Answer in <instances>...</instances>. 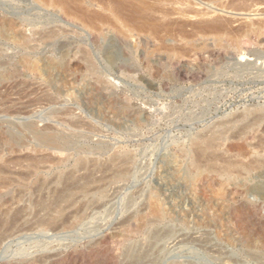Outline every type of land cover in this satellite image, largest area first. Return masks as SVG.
Instances as JSON below:
<instances>
[{
	"label": "rangeland",
	"instance_id": "1",
	"mask_svg": "<svg viewBox=\"0 0 264 264\" xmlns=\"http://www.w3.org/2000/svg\"><path fill=\"white\" fill-rule=\"evenodd\" d=\"M162 10L154 36L0 0V264H264V0Z\"/></svg>",
	"mask_w": 264,
	"mask_h": 264
},
{
	"label": "bare ground",
	"instance_id": "2",
	"mask_svg": "<svg viewBox=\"0 0 264 264\" xmlns=\"http://www.w3.org/2000/svg\"><path fill=\"white\" fill-rule=\"evenodd\" d=\"M39 1V0H38ZM41 2H44L45 4H48V5H51V6H56V7H58V8H60L66 15H68V16H71V17H73V18H75L76 20H78V21H80V22H82V23H84V24H87V25H89V26H91L92 28H96V27H98V25L100 26L101 24H103V23H107V24H109V25H111V26H114L115 28H118V29H120V30H124L125 32H127V33H131V32H134V31H138V32H149L150 34H154V36H155V34L158 36L159 35V32H161V30L164 28L165 29V27H167L168 26V24L167 25H164L163 23H164V21H163V23H161L158 19H161V18H159L158 17V19H157V13H159L160 11H163L162 9H163V4H165V2H167V0H153V2L151 1V0H97L100 4H101V6H100V8H98V9H100V10H93L92 9V7H93V2L95 1V0H40ZM169 4V3H168ZM95 7V6H94ZM165 9H167V8H165ZM168 11H166V12H170L169 10H170V8H168L167 9ZM172 10V9H171ZM171 13V12H170ZM163 14V13H162ZM166 20V19H165ZM165 30H168V29H165ZM123 31V32H124ZM156 36V37H157ZM28 129H30V130H33L34 132H36L35 130H37L35 127L36 126H34L33 124H31V123H29V124H27V126H26ZM50 127H44V129L43 130H39V131H37L36 133H37V135L39 136V138H41V139H43V140H46V141H52L53 140V136H52V134L53 133H51V132H47L46 130L47 129H49ZM264 141V140H263ZM205 143H206V141H204ZM248 142V141H247ZM208 143V142H207ZM51 145H55L54 144V142H51ZM207 145V144H206ZM209 145V144H208ZM258 145V144H257ZM260 145V144H259ZM261 146V145H260ZM259 146V147H260ZM54 149H60L59 147H56V146H54L53 147ZM259 151V150H258ZM261 151H263V150H261ZM113 159V158H112ZM257 159V158H256ZM112 161V160H111ZM115 161V160H114ZM113 161V162H114ZM120 161V160H119ZM119 163V162H118ZM111 164V163H110ZM115 164V163H114ZM124 164V163H123ZM253 164V163H252ZM108 166H110V165H108ZM112 166V165H111ZM116 166V165H115ZM114 167V166H113ZM127 168V167H126ZM125 168V169H126ZM107 169V168H106ZM105 169V170H106ZM104 171V170H103ZM105 172V171H104ZM107 172V171H106ZM13 173V172H12ZM18 174V173H17ZM16 174V175H17ZM102 174V173H101ZM118 174V173H117ZM13 175V174H12ZM21 175H23V174H21ZM26 176V175H25ZM90 176V175H89ZM92 176V175H91ZM20 177V176H19ZM27 177V176H26ZM26 177H24V179L26 178ZM17 178H18V176H17ZM105 178V177H104ZM23 178H22V180H24ZM27 179V178H26ZM26 179H25V181H26ZM21 180V179H20ZM19 180V181H20ZM19 181L17 182V183H19ZM91 181V180H90ZM13 182H15V179L11 176V172L9 173V172H7V171H3V170H1L0 169V189H4V188H7L9 185H11ZM21 182V181H20ZM22 183V182H21ZM20 184V183H19ZM26 184V183H25ZM15 185V184H14ZM39 185V184H38ZM22 186H24V185H22ZM21 186V187H22ZM35 186V185H34ZM37 186V185H36ZM41 186V185H40ZM63 187V186H62ZM62 187H60L61 189H62ZM37 188H39V187H37ZM64 188V187H63ZM24 189V188H23ZM26 189V188H25ZM24 189V190H25ZM60 190V189H59ZM69 190V189H68ZM68 190H66L67 192H69ZM63 191V189L61 190V192ZM64 191H65V188H64ZM63 191V192H64ZM19 192H20V190H19ZM22 192H24V191H22ZM60 192V191H59ZM66 192V193H67ZM15 194V193H14ZM58 194V193H57ZM64 195H67V194H65V193H63ZM63 194H61V195H63ZM2 195V194H1ZM63 195V196H64ZM16 197L17 196H19V195H15ZM70 196V195H69ZM18 198V197H17ZM58 198H59V196H58ZM55 199V198H54ZM53 199V200H54ZM15 200V199H14ZM17 200V199H16ZM58 200H60V199H58ZM62 201V200H61ZM7 202V201H6ZM13 202V201H12ZM11 202V203H12ZM15 202V201H14ZM13 202V203H14ZM59 202V201H58ZM57 202V203H58ZM56 203V204H57ZM7 204V203H6ZM49 204V203H48ZM60 204V203H59ZM9 205V204H8ZM50 205V204H49ZM55 205V204H54ZM58 205V204H57ZM7 206V205H6ZM47 206V205H46ZM65 206V205H64ZM12 207H13V205H12ZM19 208V207H18ZM21 208H23V207H21ZM52 208H55V207H52ZM59 208V207H58ZM8 209H10L9 207H8ZM16 209V208H15ZM64 209V208H63ZM63 209H62V211H63ZM19 210V209H18ZM47 210H49V208H47ZM46 210V211H47ZM53 210V209H52ZM58 210H60V209H58ZM57 210V211H58ZM2 211H5V208H4V210L3 209H1V212ZM15 211V210H14ZM17 212V211H16ZM19 213H20V211H18ZM23 212V211H22ZM4 213V212H3ZM15 213V212H14ZM18 213V214H19ZM31 213V212H30ZM33 213V212H32ZM48 213V212H47ZM2 213H0V215H1ZM12 214H13V211H12ZM12 214L10 215V218H11V216H12ZM18 214H16V216L15 217H19L20 215H18ZM34 214H38V213H34ZM5 215V214H4ZM6 215H8V212L6 213ZM24 215V214H23ZM26 215V214H25ZM39 215H41V214H39ZM46 215V214H45ZM49 215H51V213L49 214ZM48 215V216H49ZM1 217V216H0ZM5 217L6 216H3V218L5 219ZM14 217V214H13V216H12V218ZM33 217V216H32ZM34 217H36V216H34ZM42 217V216H41ZM41 217H40V219H41ZM47 217V216H46ZM2 217H1V219H3ZM8 218V217H7ZM20 218V217H19ZM48 219H49V217H47ZM52 218V217H51ZM54 219H55V216L53 217ZM61 218V217H60ZM1 219H0V222H1ZM2 220V222L1 223H5V221H6V226H7V228H11L10 229V231L11 230H13L14 231V229H12L13 228V221L14 222H16V220L18 219V218H13L12 220L11 219H7V220H9V221H7V220ZM22 219V218H21ZM39 218H38V220H36V221H39V222H41V220H40ZM58 219V218H57ZM62 219V218H61ZM63 219H65V217L63 218ZM23 220V219H22ZM29 220V219H28ZM31 220H32V218H31ZM43 220V219H42ZM47 219L45 218V222H47L46 224H44V225H46V226H48V228H49V226H50V228L49 229H51V225L54 223V221H55V223L56 224H58V226L62 223H60V220H59V222H57V220H54V221H52L53 223L52 224H50V225H48V223H49V221H51V219H49V221H46ZM53 220V219H52ZM18 221H19V219H18ZM33 221V220H32ZM31 221V222H32ZM35 220H34V222L35 223H37ZM63 221V220H62ZM8 222V223H7ZM22 222V221H21ZM27 222V221H26ZM33 222V223H34ZM45 222H43L42 221V224H39V225H42V226H44L43 225V223H45ZM54 223V224H55ZM3 224H1V225H3ZM22 224V223H21ZM30 224V223H29ZM55 224V225H56ZM62 224H64V223H62ZM31 225V224H30ZM38 225V224H37ZM39 225H38V227H39ZM20 226V225H19ZM32 226V225H31ZM30 226V227H31ZM42 226H40V227H42ZM57 226V225H56ZM61 226V225H60ZM59 226V227H60ZM23 227V226H22ZM30 227H28V228H30ZM37 227V226H36ZM35 227V228H36ZM45 227V226H44ZM43 227V228H44ZM53 227V226H52ZM1 228V227H0ZM19 228H21V226L19 227ZM25 228H26V226H25ZM34 228V227H33ZM46 228V227H45ZM44 228V229H45ZM58 228V227H57ZM57 228H54V229H57ZM17 229H18V226H17ZM32 229V228H31ZM42 229V228H41ZM53 229V230H54ZM4 230V229H3ZM6 230V229H5ZM4 230V231H5ZM15 230H16V227H15ZM21 230V229H20ZM19 230V231H20ZM52 230V229H51ZM1 231V230H0ZM18 231V230H17ZM3 231H1V233H2ZM9 232V231H8ZM23 232V231H22ZM4 233V232H3ZM6 233H7V231H6ZM5 233V234H6ZM14 233H15V231H14ZM19 233V232H18ZM21 233V232H20ZM9 234V233H8ZM4 236V235H3ZM9 236V235H8ZM11 237V236H10ZM0 238H1V236H0ZM2 241V240H1ZM1 241H0V243H1ZM3 242V241H2ZM40 257V259H37V260H35V261H33V263L32 264H42L43 263V257H41V256H39ZM47 257V256H46ZM41 258H42V260H41ZM22 264V263H21Z\"/></svg>",
	"mask_w": 264,
	"mask_h": 264
}]
</instances>
